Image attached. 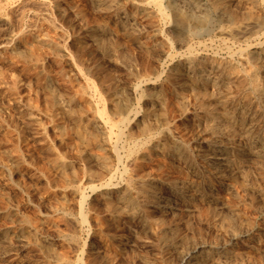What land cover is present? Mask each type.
<instances>
[{"label": "rangeland", "instance_id": "obj_1", "mask_svg": "<svg viewBox=\"0 0 264 264\" xmlns=\"http://www.w3.org/2000/svg\"><path fill=\"white\" fill-rule=\"evenodd\" d=\"M42 1L0 0V264H229L216 253L246 246L237 264H264V0H224L225 15L213 0ZM173 8L205 12L201 30H178Z\"/></svg>", "mask_w": 264, "mask_h": 264}, {"label": "bare ground", "instance_id": "obj_2", "mask_svg": "<svg viewBox=\"0 0 264 264\" xmlns=\"http://www.w3.org/2000/svg\"><path fill=\"white\" fill-rule=\"evenodd\" d=\"M3 1H5V0H3ZM31 1H33V0H31ZM59 1H60V0H59ZM103 1H104V0H103ZM105 1H106V0H105ZM123 1H124V0H123ZM152 1L158 2V0H152ZM163 1H164V0H163ZM166 1H167V0H166ZM175 1H176V0H175ZM204 1H205V0H204ZM34 2H35V1H34ZM39 2H40V1H39ZM41 2H43V1L41 0ZM62 2H63V1H62ZM71 2H72V1H71ZM99 2H100V1H99ZM116 2H117V1H116ZM121 2H122V0H121ZM126 2H127V1H126ZM136 2H137V1H136ZM159 2H160V1H159ZM168 2H169V1H168ZM178 2H179V1H178ZM4 3H5V2H4ZM43 3H44V2H43ZM46 3H47V2H46ZM54 3H55V2H54ZM63 3H65V2H63ZM67 3H68V2H67ZM117 3H118V2H117ZM122 3H123V2H122ZM122 3H121V4H122ZM124 3H125V1H124ZM140 3H141V2H140ZM140 3H139V4H140ZM146 3H147V2H146ZM160 3H161V2H160ZM207 3H208V2H207ZM250 3H251V2H250ZM7 4H9V3L7 2ZM38 4H39V3H38ZM41 4H42V3H41ZM47 4H48V3H47ZM69 4H70V3H69ZM119 4H120V3H119ZM121 4H120V5H121ZM179 4H180V3H179ZM181 4H182V6H183L184 3H181ZM190 4H191V3H190ZM192 4H193V3H192ZM98 5H99V4H98ZM103 5H104V4H103ZM154 5H156V4H154ZM154 5H153V6H154ZM160 5H161V4H160ZM201 5H202V4H201ZM203 5H204V4H203ZM211 5L213 6L214 9L217 10V12L219 11L220 13H222V14H224V15L227 14V12H228V11H226V5H225V3H224V0H213V1H211ZM227 5L229 6V3H228ZM252 5H253V4H252ZM39 6H40V5H39ZM43 6H45V5H42V6H41L42 9L44 8ZM60 6H61V5H60ZM67 6H68V5H67ZM75 6H76V5H75ZM100 6H101V5H100ZM113 6H115V4H114ZM116 6H117V5H116ZM135 6H136V5H135ZM191 6H192V5H191ZM0 7H1V6H0ZM56 7H57V6H56ZM68 7H70V6H68ZM98 7H99V6H98ZM103 7H104V6H103ZM108 7H109V6H108ZM162 7H163V6H162ZM201 7H202V6H201ZM241 7H242V6H241ZM245 7L247 8V6H245ZM245 7H243V9H244ZM2 8H3V7H2ZM2 8H1V9H2ZM17 8H19V7H17ZM21 8H22V7H21ZM54 8H55V7H54ZM70 8H71V7H70ZM149 8H150V7H149ZM180 8H181V7H180ZM193 8H194V7H193ZM230 8H231V7H230ZM47 9H48V8H47ZM50 9H51V8H50ZM55 9H56V8H55ZM64 9H65V8H64ZM64 9H63V12H64ZM103 9H104V8H103ZM111 9H112V8H111ZM132 9H133V8H132ZM156 9H157V8H156ZM163 9H164V8H163ZM184 9H185V8H184ZM214 9H213V10H214ZM256 9H257V8H256ZM61 10H62V9H61ZM61 10H60V12H61ZM65 10H67V9H65ZM69 10H70V9H69ZM74 10H75V7H74ZM159 10H162V9H159ZM191 10L193 11V9H191ZM199 10H200V9H199ZM233 10H234V9H233ZM21 11H22V10H21ZM49 11H50V10H49ZM49 11H48V12H49ZM118 11H119V9H118ZM123 11H124V10H123ZM153 11H154V10H153ZM209 11H210V10H209ZM246 11H247V10H246ZM248 11H249V10H248ZM14 12L16 13V11H14ZM14 12H13V13H14ZM17 12H18V11H17ZM22 12H23V11H22ZM46 12H47V11H46ZM48 12H47V13H48ZM53 12H54V11H53ZM53 12H52V13H53ZM134 12H135V11H134ZM137 12H138V11H137ZM137 12H136V13H137ZM141 12H142V11H141ZM148 12H149V11H148ZM159 12H161V11H159ZM163 12H164V11H163ZM193 12H194V13L190 12V10H189V12H184V11H181V10H179V9H177V8H173V13H174V17H175L174 20L176 21V25H177L178 30H183L185 27L188 26V23H190V22L193 23V24H191V25H192V27H191V30H192V31H197V30H199V29L201 28V25L203 24V22H204V20H205V16L203 15L205 12H204L203 14H198V15L195 14V13H196L195 11H193ZM202 12H203V11H202ZM230 12H232V11H230ZM0 13H1V12H0ZM49 13H50V12H49ZM73 13H74V11H73ZM157 13H158V12H157ZM197 13H198V10H197ZM237 13H238V12H237ZM65 14H66V13H65ZM76 14H77V13H76ZM114 14H115V13H114ZM127 14H128V13H127ZM130 14H131V12H130ZM218 14H219V13H218ZM15 15H16V14H15ZM31 15H32V14H31ZM43 15H44V14H43ZM47 15H48V14H47ZM73 15H74V14H73ZM118 15H119V14H118ZM123 15H124V14H123ZM131 15H132V14H131ZM143 15H144V14H143ZM143 15H142V16H143ZM167 15H168V14H167ZM220 15H221V14H220ZM49 16H50V14H49ZM49 16H48V17H49ZM77 16H78V14H77ZM159 16H160V15H159ZM161 16H162V15H161ZM218 16H219V15H218ZM253 16H254V15H253ZM261 16H262V18H263V15H261ZM19 17H20V16H19ZM19 17H18V18H19ZM54 17H55V16H54ZM127 17H128V16H127ZM130 17H131V16H130ZM143 17H144V16H143ZM154 17H155V16H154ZM212 17H213V16H212ZM224 17H225V16H224ZM233 17H234V16H233ZM33 18H34V17H33ZM41 18H42V17H41ZM80 18H81V17H80ZM150 18H151V17H150ZM161 18H162V17H161ZM227 18H228V17H227ZM229 18H230V17H229ZM248 18H249V17H248ZM3 19H4V18H3ZM129 19H130V18H128V20H129ZM132 19H133V18H132ZM162 19H163V18H162ZM160 20H161V19H160ZM211 20H212V19H211ZM215 20H216V19H215ZM2 21H3V20H2ZM50 21H51V20H50ZM121 21H122V20H121ZM150 21H151V20H150ZM158 21H159V20H158ZM226 21H227V20H226ZM258 21H259V20H258ZM258 21H257V22H258ZM5 22H6V21H5ZM17 22H18V19H17ZM33 22H34V20H33ZM35 22H36V20H35ZM40 22H41V21H40ZM82 22H83V21H82ZM151 22H152V21H151ZM260 22H261V20H260ZM7 23H8V22H7ZM173 23H174V22H173ZM251 23H253V22H251ZM3 24H4V22H3ZM37 24H38V23H37ZM121 24H123V23H121ZM170 24H171V23H170ZM208 24H209V23H208ZM222 24H223V23H222ZM222 24H220L219 26H221ZM227 24H228V23H227ZM245 24H246V25H245ZM245 24H244V25L247 27V25L250 24V20L247 21ZM12 25H13V24H12ZM118 25H120V24H118ZM233 25H234V24H233ZM238 25H239V24H238ZM255 25L258 26L259 23H258V24L255 23ZM263 25H264V24H263ZM39 26H40V25H39ZM55 26H56V25H55ZM55 26H54V27H55ZM81 26L83 27V25H81ZM120 26H121V25H120ZM222 26H224V25H222ZM242 26H243V25H242ZM19 27H20V26H19ZM34 27H35V26H34ZM40 27H41V26H40ZM43 27H44V26H43ZM207 27H208V26H207ZM243 27H244V26H243ZM249 27H250V26H249ZM251 27H252V26H251ZM253 27L256 28L255 26H253ZM8 28H9V27H8ZM80 28H81V27H80ZM156 28H157V27H156ZM221 28H222V27H221ZM221 28H219V29H221ZM226 28H228V27H226ZM263 28H264V27H263ZM21 29H22V27H21ZM37 29H38V28H37ZM41 29H42V28H41ZM152 29H153V28H152ZM154 29H155V28H154ZM170 29H171V27H170ZM233 29H235V28H233ZM248 29H249V28H248ZM250 29H251V28H250ZM7 30H8V29H7ZM7 30H6V31H7ZM16 30H17V29H16ZM155 30H156V29H155ZM155 30H154V32H155ZM172 30H173V29H172ZM200 30H201V29H200ZM243 30H244V29H243ZM246 30H247V29H246ZM32 31H33V30H32ZM42 31H44V30H42ZM233 31H235V30H233ZM238 31H239V30H238ZM247 31H248V30H247ZM249 31H250V30H249ZM249 31H248V32H249ZM260 31H261V30H260ZM263 31H264V29H263ZM2 32H4V31H2ZM17 32H18V31H17ZM40 32H41V31H40ZM59 32H60V31H59ZM158 32H159V31H158ZM174 32H177V31H174ZM198 32H199V31H198ZM219 32H220V31L218 30V33H219ZM230 32H231V31H230ZM235 32H237V31H235ZM251 32H252V29H251ZM19 33H20V32H19ZM19 33H18V34H19ZM52 33H53V32H52ZM52 33H51V34H52ZM222 33H224V32H222ZM237 33H238V32H237ZM240 33H243L242 30H241V32L239 31V34H240ZM262 33H263V32H262ZM15 34H17V33H14L13 35H15ZM47 34H48V33H47ZM47 34H46V35H47ZM190 34H191V33H190ZM219 34H220V33H219ZM224 34H225V33H224ZM226 34H227V33H226ZM235 34H236V33H235ZM243 34H244V33H243ZM44 35H45V34H44ZM57 35H59V34H57ZM221 35H222V34H221ZM237 35H238V34H237ZM257 35H258V33H257ZM32 36H33V35H32ZM39 36H40V35H39ZM42 36H43V35H42ZM50 36H51V35H50ZM157 36H159V35H157ZM162 36H165V35H162ZM240 36H242V34H240ZM252 36H253V35H252ZM258 36H259V35H258ZM18 37H19V36H18ZM25 37H26V36H25ZM36 37H38V36H36ZM36 37H35V39H36ZM94 37H95V36H94ZM96 37H97V36H96ZM185 37H186V36H185ZM236 37H237V36H236ZM8 38H9V37H8ZM8 38H7V39H8ZM50 38H51V37H50ZM50 38H49V39H50ZM92 38H93V37H92ZM19 39H20V38H19ZM49 39H48V40H49ZM97 39H98V38H97ZM161 39H162V38H161ZM177 39H178V38H177ZM180 39H181V38H180ZM186 39H187V37H186ZM190 39H191V38H190ZM40 40H41V39H40ZM95 40H96V39H95ZM187 40H188V39H187ZM8 41H9V40H8ZM32 41H33V40H32ZM42 41H43V40H42ZM46 41H47V40H46ZM52 41H54V40H52ZM52 41H51V42H52ZM56 41H57V40H56ZM163 41H164V40H163ZM182 41H183V40H182ZM256 41H257V40H256ZM258 41H261V40H258ZM6 42H7V41H6ZM26 42H27V41H26ZM39 42H40V41H39ZM48 42H49V41H48ZM85 42H86V41H85ZM90 42H91V41H90ZM183 42H184V41H183ZM261 42H262V41H261ZM261 42H258V43H261ZM7 43H8V42H7ZM10 43H11V42H10ZM10 43H9V44H10ZM31 43H33V42H31ZM52 43H53V42H52ZM61 43H62V42H61ZM83 43H84V42H83ZM0 44H2V43L0 42ZM26 44H27V43H26ZM43 44H44V43H43ZM87 44H88V42H87ZM96 44H99V43H96ZM187 44H188V43H187ZM3 45H4V44H3ZM6 45H7V44H6ZM11 45H12V44H11ZM27 45H28V44H27ZM52 45H53V44H52ZM55 45H56V44H55ZM62 45H64V44H62ZM100 45H101V44H100ZM45 46H46V45H45ZM45 46H44V47H45ZM47 46H48V45H47ZM65 46H66V45H64V47H65ZM78 46H79V45H77V47H78ZM84 46H85V45H84ZM246 46H248V45H246ZM246 46H245V47H246ZM259 46H260V45H259ZM48 47H51V46H48ZM62 47H63V46H62ZM64 47H63V48H64ZM245 47H244V48H245ZM13 48H14V47H13ZM28 48H29V47H28ZM37 48H38V47H37ZM52 48H53V47H52ZM52 48H50V49L53 50ZM63 48H62V49H63ZM86 48H87V47H86ZM188 48H189V47H188ZM242 48H243V47H242ZM60 49H61V48H60ZM77 49H78V48H77ZM79 49H80V48H79ZM245 49H246V48H245ZM7 50H8V49H7ZM14 50H15V49H14ZM14 50H13V51H14ZM17 50H18V48H17ZM57 50L59 51V49H57ZM57 50H55L54 52H56ZM82 50H85V49H82ZM242 50H243V49H242ZM242 50H241V51H242ZM252 50H253V49H252ZM256 50H257V49H256ZM64 51H66V50H64ZM85 51H86V50H85ZM85 51H84V52H85ZM246 51H248V50H246ZM22 52H24V51H22ZM59 52H60V51H59ZM61 52H62V51H61ZM78 52H79V51H78ZM81 52H82V51H81ZM258 52H259V51H258ZM12 53H13V52H12ZM52 53H53V52H52ZM56 53H57V52H56ZM64 53H66V52H64ZM193 53H194V52H193ZM193 53L190 52V54H193ZM259 53H261V52H259ZM15 54H16V53H15ZM22 54H23V53H22ZM48 54H49V53H48ZM59 54H60V53H59ZM61 54H62V53H61ZM61 54H60V55H61ZM68 54H69V53H68ZM12 55H13V54H12ZM18 55H19V54H18ZM188 55H189V54H188ZM197 55H198V54H197ZM204 55H205V54H204ZM204 55L202 54L203 57H204ZM244 55H245V53H244ZM262 55H264V54H262ZM4 56H5V54H4ZM63 56H64V54H63ZM78 56H79V55H78ZM206 56H207V55H206ZM8 57H9V56H8ZM18 57H19V56H18ZM60 57H61V56H60ZM60 57H59V58H60ZM192 57H193V56H192ZM207 57H208V56H207ZM245 57H246V56H245ZM260 57H261V56H260ZM57 58H58V57H57ZM67 58H68V57H67ZM242 58H243V57H242ZM242 58H241V59H242ZM261 58H262V57H261ZM263 58H264V57H263ZM70 59H71V58H70ZM73 59H74V58H73ZM87 59H88V58H87ZM193 59H194V58H193ZM201 59H202V58H201ZM201 59H200V60H201ZM209 60H210V58H209ZM73 61H74V60H73ZM82 61H83V60H82ZM85 61H86V60H85ZM187 61H188V60H187ZM201 61H202V60H201ZM238 61H239V60H238ZM11 62H12V61H11ZM194 62H195V61H194ZM206 62H207V61H206ZM218 62H219V61H218ZM222 62H223V61H222ZM225 62L227 63L228 61L225 60ZM255 62H257V60H255ZM258 62H259V60H258ZM86 63H88V62H86ZM190 63H191V62H190ZM207 63H209V62H207ZM233 63H236V62H233ZM237 63H238V62H237ZM182 64H183V63H182ZM182 64H181V65H182ZM210 64H211V63H210ZM219 64H220V63H219ZM219 64H218V65H219ZM243 64H244V63H243ZM256 64H258V63H256ZM192 65H193V64H192ZM201 65H202V64H201ZM231 65H232V64H231ZM251 65H253V64H251ZM258 65H259V64H258ZM12 66H13V65H12ZM186 66H187V65H186ZM212 66H215V65H212ZM220 66H221V65H220ZM244 66H245V65H244ZM247 66H248V65H247ZM247 66H246V67H247ZM253 66H255V65H253ZM262 66H263V65H262ZM262 66H261V67H262ZM8 67H9V66H8ZM231 67H232V66H231ZM241 67H242V66H241ZM212 68H213V67H212ZM247 68H249V67H247ZM256 68H257V67H256ZM13 69H14V68H13ZM214 69H215V68H214ZM216 69H217V68H216ZM219 69H220V68H219ZM222 69H223V68H222ZM222 69H221V70H222ZM229 69H230V67H229ZM263 69H264V68H263ZM59 70H60V69H59ZM59 70H58V71H59ZM191 70H193V68H192ZM206 70H207V69H206ZM221 70H219V71H221ZM250 70H251V69H250ZM250 70H248V71H250ZM238 71H239V70H238ZM259 71H260V70H259ZM261 71H262V70H261ZM195 72H196V71H195ZM198 72H199V71H198ZM206 72H207V71H206ZM222 72H223V71H222ZM227 72H229V71H227ZM245 72H247V71H245ZM250 72H251V71H250ZM256 72H258V71H256ZM201 73H202V72H201ZM225 73H226V72H225ZM192 74H193V71H192ZM207 74H208V73H207ZM219 74H220V73H219ZM235 74H236V73H235ZM182 75H183V74H182ZM204 75H205V74H204ZM236 75H237V74H236ZM243 75H244V74H243ZM190 76H191V74H190ZM213 76H214V75H213ZM223 76H224V75H223ZM228 76H229V75H228ZM247 76H248V75H247ZM251 76H252V75H251ZM251 76H250V77H251ZM185 77H186V76H185ZM210 77H211V76H209V78H210ZM242 77H243V76H242ZM189 78H190V77H188L187 79H189ZM192 78H193V77H192ZM199 78H200V77H199ZM202 78H203V77H202ZM204 78H205V77H204ZM214 78H215V77H214ZM222 78H223V77H222ZM228 78H229V77H228ZM193 79H194V78H193ZM195 79H196V78H195ZM197 79H198V78H197ZM257 79H258V78H257ZM206 80H207V79H206ZM227 80H228V79H227ZM227 80H226V81H227ZM258 80H259V79H258ZM258 80H256V78H254L253 81H252L253 86H254V88H256V89H259V87H258ZM183 81H184V80H183ZM245 81H246V80H245ZM262 81H263V80H262ZM249 82H250V81H249ZM167 83H168V82H167ZM191 83H192V82H191ZM205 83H206V82H205ZM205 83H204V84H205ZM210 83H211V82H210ZM215 83H216V81H215ZM234 83H235V81H234ZM263 83H264V81H263ZM177 84H178V83H177ZM179 84H180V83H179ZM182 84H183V83H182ZM187 84H188V83H187ZM196 84H197V83H196ZM199 84H200V83H199ZM220 84H221V83H220ZM223 84H224V83H222V85H223ZM48 85H49V84H48ZM50 85H51V84H50ZM209 85H210V84H209ZM212 85H213V84H212ZM243 85H244V84H243ZM176 86H177V85H176ZM176 86H175V87H176ZM192 86H194V85H192ZM218 86H219V85H218ZM239 86H240V85H239ZM246 86H247V85H246ZM251 86H252V85H251ZM260 86H262V85H260ZM48 87H49V86H48ZM205 87H206V86H205ZM210 87H211V85H210ZM220 87H221V86H220ZM237 87H238V86H237ZM237 87H236V88H237ZM189 88H190V87H189ZM198 88H199V87H198ZM198 88H197V89H198ZM202 88H203V87H202ZM207 88H208V87H207ZM223 88H224V87H223ZM225 88H227V87H225ZM230 88H231V87H230ZM49 89H50V88H49ZM216 89H217V88H216ZM216 89H215V90H216ZM241 89H243V88H241ZM245 89H246V88H245ZM252 89H253V88H252ZM54 90H55V89H54ZM179 90H180V89H179ZM190 90H191V89H190ZM190 90H189L188 92H190ZM195 90H196V89H195ZM199 90H200V89H199ZM205 90H206V89H205ZM224 90H225V89H224ZM250 90H251V88H250ZM201 91L203 92L204 90L201 89L200 92H201ZM221 91H222V90H221ZM230 91H231V90H230ZM246 91H247V90H246ZM254 91H255V90H254ZM262 91H263V90H262ZM179 92H180V91H179ZM188 92H187V93H188ZM191 92H192V90H191ZM212 92H213V91H212ZM231 92H232V91H231ZM241 92H242V91H241ZM241 92H240V93H241ZM244 92H245V91H244ZM196 93H197V92H196ZM210 93H211V92H210ZM159 94H160V91H159ZM180 94H181V93H180ZM180 94H178V95H180ZM202 94H203V93H202ZM230 94H232V93H230ZM230 94H229V96H230ZM248 94H250V93H248ZM168 95H169V93H168ZM184 95H186V94L183 93V96H184ZM187 95H188V94H187ZM194 95H195V94H194ZM196 95H197V94H196ZM223 95H225V94H223ZM250 95H251V94H250ZM261 95H262V93H261ZM163 96H164V95H163ZM180 96H181V95H180ZM48 97L50 98V96H48ZM177 97H178V96H177ZM191 97H192V96H190V98H191ZM196 97H197V96H196ZM205 97H206V96H205ZM238 97H239V96H238ZM258 97H259V96H258ZM102 98H103V97H102ZM153 98H154V97H153ZM168 98H169V97H168ZM179 98H180V97H178V99H179ZM181 98H182V97H181ZM228 98H229V97H228ZM240 98H241V97H240ZM255 98H256V97H255ZM60 99H61V98H60ZM86 99H87V98H86ZM164 99L166 100V98H164ZM186 99H188V98H186ZM186 99H185V100H186ZM200 99H201V98H200ZM204 99H205V98H204ZM252 99H253V98H252ZM262 99H263V98H262ZM262 99H261V100H262ZM8 100H9V99H8ZM58 100H59V99H58ZM72 100H73V99H72ZM160 100H161V99H160ZM185 100H184V101H185ZM201 100H202V99H201ZM205 100H206V99H205ZM225 100H226V99H225ZM230 100H231V99H230ZM232 100H233V99H232ZM241 100H242V98H241ZM250 100H251V99H250ZM261 100L259 101L260 103L262 102ZM51 101H52V100H51ZM179 101H180V100H179ZM181 101L183 102V100H181ZM199 101H200V100H199ZM199 101H197V102H199ZM202 101H203V100H202ZM236 101H237V100H236ZM3 102H4V101H3ZM9 102H10V101H9ZM54 102H55V101H54ZM54 102H52V103H54ZM56 102H57V101H56ZM86 102H87V101H86ZM187 102H188V101H187ZM191 102H192V101H191ZM197 102H196V104H198ZM222 102H223V101H222ZM245 102H246V101H245ZM255 102H256V101H255ZM46 103H47V102H46ZM156 103H157V102H156ZM162 103H163V102H162ZM180 103H181V102H180ZM199 103H200V102H199ZM205 103H208V102H205ZM205 103H204V104H205ZM241 103H242V102H241ZM49 104H50V103H49ZM115 104H116V103H115ZM170 104H171V103H170ZM190 104H191V103H189V106H190ZM232 104H233V103H232ZM246 104H247V103H246ZM19 105H20V104H19ZM52 105H53V104H52ZM54 105H55V104H54ZM153 105H154V103H153ZM159 105H160V104H159ZM179 105H180V104H179ZM185 105H188V103H187V104L185 103ZM193 105H194V104H193ZM201 105H202V104H201ZM201 105H200V106H201ZM247 105H248V104H247ZM62 106H63V105H62ZM64 106H65V105H64ZM114 106H115V105H114ZM180 106H181V105H180ZM182 106H184V105L182 104ZM196 106H197V105H196ZM202 106H203V105H202ZM208 106H209V105H208ZM225 106H226V105H225ZM234 106H235V105H234ZM242 106H243V105H242ZM242 106H241V107H242ZM258 106H259V105H258ZM13 107H14V106H13ZM103 107L105 108V106H103ZM116 107H117V106H116ZM122 107H123V106H122ZM158 107H159V106H158ZM206 107H207V105H206ZM209 107H210V106H209ZM232 107H233V106H232ZM243 107H244V106H243ZM243 107H242V108H243ZM245 107H246V106H245ZM69 108H71V107H69ZM110 108H112V107H110ZM117 108H118V107H117ZM153 108H154V107H153ZM165 108H166V107H165ZM191 108H192V107H191ZM191 108H190V109H191ZM193 108H194V107H193ZM197 108H198V107H197ZM201 108H202V107H201ZM203 108H204V107H203ZM262 108H264V105H263ZM64 109H65V108H64ZM101 109H102V108H101ZM178 109H180V108H178ZM199 109H200V107H199ZM204 109H205V108H204ZM224 109H225V108H224ZM236 109H237V108H236ZM245 109H246V108H245ZM245 109H244V110H245ZM56 110H57V109H56ZM72 110H73V109H72ZM72 110H69V111H72ZM76 110H77V109H76ZM76 110H75V111H76ZM97 110L99 111L100 109H97ZM97 110H96V111H97ZM104 110H105V109H104ZM109 110L112 111V109H109ZM171 110L173 111L174 109H171ZM187 110H188V109H187ZM210 110L212 111L211 108H210ZM210 110H209V111H210ZM213 110H214V109H213ZM229 110H230V109H229ZM242 110H243V109H242ZM260 110H261V109H260ZM260 110H259V111H260ZM50 111H51V110H50ZM53 111H54V110H53ZM113 111H114V110H113ZM123 111H124V110H123ZM155 111H156V110H155ZM214 111H215V110H214ZM224 111H225V110H224ZM233 111H234V110H233ZM240 111H241V110H240ZM240 111H239V112H240ZM257 111H258V110H257ZM72 112H73V111H72ZM156 112H157V111H156ZM205 112H206V111H205ZM212 112H213V111H212ZM243 112H244V111H243ZM247 112H248V111H247ZM247 112H246V113H247ZM255 112H256V111H255ZM262 112H264V111H262ZM63 113H64V111H63ZM67 113H68V112H67ZM195 113H196V112H195ZM217 113H218V112H217ZM221 113H222V112H221ZM221 113H220V114H221ZM73 114H74V113H73ZM97 114H98V113H97ZM109 114H110V113H109ZM116 114H117V113H116ZM116 114H115V115H116ZM126 114L128 115L129 113H126ZM154 114H155V113H154ZM158 114H160V113H158ZM174 114H175V113H174ZM180 114H181V113H180ZM193 114H194V113H193ZM206 114H207V113H206ZM211 114H213V113H211ZM218 114H219V113H218ZM226 114H228V113H226ZM226 114H225V115H226ZM241 114H242V112H241ZM244 114H245V113H244ZM244 114H243V115H244ZM62 115H63V114H62ZM62 115H61V117H62ZM100 115L103 116V112H102V111L100 112ZM106 115H107V113H106ZM151 115H152V114H151ZM162 115H163V114H162ZM162 115H161V116H162ZM200 115H201V114H200ZM225 115H224V116H225ZM239 115H240V114H239ZM49 116H51V115L49 114ZM53 116H54V115H52V117H53ZM75 116H76V115H75ZM78 116H79V115H78ZM98 116H99V115H98ZM121 116H123V115H121ZM197 116H198V115H197ZM217 116H218V115H217ZM226 116H227V115H226ZM52 117H50V119H51ZM61 117H60V118H61ZM76 117H77V116H76ZM112 117H114V116H112ZM127 117H128V116H127ZM153 117H155V115H154ZM157 117H158V116H157ZM206 117H207V116H206ZM208 117H209V116H208ZM212 117H213V116H212ZM219 117H220V115H219ZM219 117H217V118L219 119ZM93 118H94V117H93ZM99 118H100V116H99ZM173 118H174V117H173ZM202 118H203V117H202ZM202 118H201V119H202ZM215 118H216V117H215ZM217 118H216V119H217ZM220 118H221V117H220ZM63 119H64V118H63ZM101 119H102V118H101ZM112 119H113V118H112ZM112 119H109V117H108V120H112ZM119 119H120V117H119ZM160 119H161V117H160ZM204 119H206V118H204ZM207 119H208V118H207ZM207 119H206V120H207ZM221 119H222V118H221ZM239 119H240V118H239ZM108 120H107V121H108ZM121 120H122V119H121ZM124 120H125V119H124ZM126 120H127V118H126ZM213 120H214V119H213ZM222 120H223V119H222ZM249 120H250V119H249ZM102 121H104V119H102ZM102 121H101V122H102ZM107 121H104L105 123L103 122L102 124H106ZM171 121H172V120H171ZM217 121H218V120H216V122H217ZM227 121H228V120H227ZM237 121H238V120H237ZM56 122H57V120H56ZM210 122H211V121H210ZM220 122H221V121H220ZM228 122H229V121H228ZM230 122H231V121H230ZM248 122H249V121H248ZM250 122H251V121H250ZM107 123H108V122H107ZM111 123H113V122H111ZM115 123H116V122H115ZM118 123H119V122H118ZM232 123H233V122H232ZM113 124H114V123H113ZM126 124H128V123H126ZM142 124H143V123H142ZM149 124H150V123H149ZM169 124H170V123H169ZM215 124H216V123H215ZM223 124H224V123H223ZM223 124H222V125H223ZM240 124H241V123H239V125H240ZM55 125H56V123H55ZM84 125H85V124H84ZM109 125H110V124H109ZM118 125H119V124H118ZM123 125H124V124H123ZM138 125H139V123H138ZM140 125H141V124H140ZM147 125H148V124H147ZM219 125H220V123H219ZM219 125H218V127H219ZM229 125H230V124H229ZM247 125H248V124H247ZM57 126H58V125H57ZM107 126H108V125H107ZM112 126H114V125H112ZM116 126H117V125H116ZM162 126H163V125H162ZM165 126H166V125H165ZM211 126H212V125H211ZM227 126H228V125H227ZM230 126H233V124L230 125ZM242 126H243V125H242ZM252 126H253V125H252ZM97 127H98V126H96V128H97ZM102 127H103V126H102ZM110 127H111V126H110ZM110 127H109V128H110ZM123 127H125V126H123ZM140 127H141V126H140ZM168 127H169V126H168ZM207 127H208V126H207ZM216 127H217V126H216ZM216 127H215V129H216ZM54 128H55V126H54ZM79 128H80V127H79ZM82 128H83V127H82ZM94 128H95V127H94ZM94 128H91V129L93 130ZM116 128H117V127H116ZM118 128H119V127H118ZM142 128H143V127H142ZM150 128H151V127H150ZM160 128H161V127H160ZM166 128H167V127H166ZM212 128H213V127H212ZM221 128H222V129H221ZM221 128H220V129H221V131H222V130H223V127H221ZM248 128H249V127H248ZM248 128H247V129H248ZM52 129H53V128H52ZM105 129H106V128H105ZM121 129H123V128H121ZM209 129H210V128H209ZM228 129H229V128H228ZM251 129H252V128H251ZM87 130H88V128H87ZM96 130H97V129H96ZM96 130H95V131H96ZM107 130H109V129H107ZM157 130H158V129H157ZM254 130H255V129H254ZM109 131H111V130H109ZM109 131H108V132H109ZM119 131H120V130H119ZM167 131H169V130H167ZM212 131H213V130H212ZM212 131L210 130V132H212ZM225 131H226V130H225ZM247 131H248V130H247ZM78 132H79V131H78ZM88 132H89V131H88ZM88 132H87V133H88ZM102 132H104V131H102ZM102 132H101V133H102ZM158 132H159V131H158ZM219 132H220V131H219ZM87 133H86V136H87ZM91 133L94 134V131H93V132L91 131ZM97 133H98V132H97ZM104 133H105V132H104ZM109 133H110V132H109ZM109 133H108V134H109ZM127 133H128V132H127ZM143 133H144V132H143ZM152 133H154V132H152ZM152 133H150V134H152ZM156 133H157V132H156ZM166 133H167V132H166ZM213 133H214V132H213ZM229 133H232V131H231V132L228 131V134H229ZM244 133H245V132H244ZM121 134H123V133L121 132ZM121 134H120V135H121ZM157 134H158V133H157ZM164 134H165V133H164ZM173 134H174V133H173ZM214 134H217V133H214ZM218 134H219V133H218ZM222 134H223V133H222ZM224 134H225V133H224ZM226 134H227V133H226ZM228 134H227V135H228ZM250 134H251V133H250ZM250 134L248 133V134H246V135H250ZM258 134H259V133H258ZM260 134H263V133H260ZM80 135H81V134H80ZM95 135H96V133H95ZM98 135H99V134H98ZM109 135H111V133H110ZM116 135H117V134H115V137H117ZM145 135H146V134H145ZM231 135H232V134H231ZM82 136H83V133H82ZM88 136H89V134H88ZM88 136H87V137H88ZM104 136H105V135H104ZM111 136H112V135H111ZM149 136H150V135H149ZM153 136H154V134H153ZM168 136H169V135H168ZM217 136H218V135H217ZM229 136H230V135H229ZM96 137H97V135H96ZM107 137L109 138V136H107ZM146 137H147V136H146ZM156 137H157V136H156ZM261 137H262V136H261ZM92 138H93V137H92ZM98 138H99V137H98ZM98 138H97V139H98ZM119 138H120V137H119ZM119 138H118V139H119ZM141 138H142V137H141ZM169 138H170V137H169ZM243 138H245V136H243ZM247 138H249V137H247ZM86 139L88 140V138H86ZM102 139H103V138H102ZM109 139L111 140V138H109ZM112 139H113V138H112ZM118 139H115V140H118ZM212 139H213V138H211V141H212ZM217 139H218V138H217ZM224 139H226V138H224ZM229 139H230V138H229ZM249 139H250V138H249ZM253 139H254V138H253ZM256 139H257V138H256ZM259 139H260V136H259ZM91 140H92V139H91ZM103 140H104V139H103ZM103 140H102V141H103ZM107 140H108V139H107ZM115 140H114V142H115ZM122 140H123V139H122ZM132 140H133V139H132ZM134 140H135V139H134ZM140 140H141V139H140ZM150 140H151V139H150ZM163 140H164V139H163ZM179 140H180V139H179ZM231 140H232V139H231ZM233 140H234V139H233ZM254 140H255V139H254ZM96 141H97V140H96ZM98 141H99V140H98ZM105 141H106V140H105ZM153 141H154V140H153ZM160 141H161V140H160ZM165 141H166V140H165ZM165 141H164V142H165ZM176 141H177V140H176ZM214 141H215V140H214ZM224 141H225V140H224ZM234 141H235V140H234ZM252 141H253V140H252ZM119 142H120V141H119ZM127 142H128V141H127ZM134 142H135V141H134ZM139 142H140V141H139ZM144 142H145V141L143 140L142 143H144ZM147 142H148V141H147ZM164 142H163V144H164ZM208 142L210 143V141H208ZM222 142H223V138H222L221 144H222ZM227 142H228V141H227ZM244 142H245V141H244ZM253 142H254V141H253ZM258 142H259V141H258ZM92 143H93V141H92ZM102 143H103V142H102ZM107 143H108V141H107ZM160 143H161V142H160ZM178 143H179V142H178ZM181 143H183V142H181ZM212 143H213V141H212ZM254 143H255V142H254ZM254 143H253V144H254ZM115 144H116V143H115ZM115 144H114V145H115ZM130 144H131V143H130ZM133 144H134V143H133ZM133 144H132V145H133ZM136 144H137V143H136ZM139 144H140V143H139ZM155 144H156V143H155ZM155 144H154V145H155ZM157 144H158V143H157ZM161 144H162V143H161ZM183 144H184V143H183ZM225 144H226V143H225ZM259 144H260V142H259ZM47 145H48V144H47ZM114 145H113V146H114ZM126 145H127V144H126ZM126 145H125V146H126ZM180 145H181V144H180ZM227 145H228V143H227ZM229 145H230V144H229ZM229 145H228V146H229ZM248 145H249V144H248ZM54 146H55V145H54ZM102 146H103V145H102ZM102 146H101V147H102ZM120 146H121V145H120ZM133 146H135V145H133ZM137 146H139V145H137ZM171 146H172V145H171ZM178 146H179V145H178ZM185 146H187V145H185ZM208 146H211V145H208ZM215 146H216V145H215ZM244 146H245V145H244ZM249 146H250V145H249ZM252 146H253V145H252ZM256 146H257V145H256ZM263 146H264V145H263ZM131 147H132V146H131ZM217 147H218V146H217ZM229 147H230V146H229ZM250 147H251V146H250ZM257 147H258V146H257ZM98 148H99V147H98ZM115 148H116V149H114V147H113L112 149H113V150H117V147H115ZM141 148H142V147H141ZM157 148H158V147H157ZM162 148H163V147H162ZM220 148H221V147H220ZM223 148H224V147H223ZM233 148H234V147H233ZM123 149H124V148H123ZM127 149H128V148H127ZM142 149H143V148H142ZM152 149H153V148H152ZM158 149H159V148H158ZM187 149H188V148H187ZM229 149H230V148H229ZM236 149H237V148H236ZM236 149H235V151H236ZM244 149H245V148H244ZM244 149H243V150H244ZM249 149H250V148H249ZM253 149H254V148H253ZM113 150H112V151H113ZM132 150H133V148H132ZM169 150H171V149H169ZM169 150H168V151H169ZM178 150H179V149H178ZM184 150H185V149H184ZM241 150H242V149H241ZM258 150H259V149H258ZM261 150H262V149H261ZM59 151H60V150H59ZM117 151H119V150H117ZM117 151H116V155H117ZM124 151H125V150H124ZM149 151H150V150H149ZM155 151H156V150H155ZM158 151H159V150H158ZM163 151H164V150H163ZM165 151H166V150H165ZM168 151H167V152H168ZM173 151H174V150H173ZM175 151H176V150H175ZM218 151H219V150H218ZM228 151H229V150H228ZM113 152H114V151H113ZM130 152H132V151H130ZM150 152H151V151H150ZM183 152H184V151H183ZM186 152H187V151H186ZM219 152H220V151H219ZM229 152H230V151H229ZM229 152H228V153H229ZM233 152H234V150H233ZM259 152H260V151H259ZM263 152H264V151H263ZM114 153H115V152H114ZM156 153H157V152H156ZM160 153H161V152H160ZM220 153H221V152H220ZM226 153H227V152H226ZM118 154H119V153H118ZM165 154H166V153H165ZM175 154H176V153H175ZM175 154H174V155H175ZM182 154H183V153H182ZM182 154H181V155H182ZM223 154H224V153H222L221 155H223ZM233 154H234V153H233ZM235 154H237V153H235ZM263 154H264V153H263ZM98 155H101V153L98 154ZM102 155H103V154H102ZM131 155H133V154H131ZM139 155H140V154H139ZM183 155H184V154H183ZM183 155H182V156H183ZM224 155H225V154H224ZM255 155H256V154H255ZM257 155H258V154H257ZM53 156H54V155H53ZM56 156H58V155L56 154ZM119 156H120V155H119ZM172 156H173V155H172ZM175 156H176V155H175ZM190 156H192V155H190ZM217 156H218V155H217ZM261 156H262V155H261ZM114 157H115V155H114ZM116 157L118 158L117 161H120V158L118 157V155H117ZM120 157H121V156H120ZM187 157H188V156H187ZM228 157H229V156H228ZM98 158H100V157H98ZM117 158H116V159H117ZM130 158H131V157H130ZM136 158H137V157H136ZM138 158H139V157H138ZM145 158H146V157H145ZM180 158H181V157H180ZM214 158H215V156H214ZM214 158H212V159L214 160ZM222 158H223V157H222ZM229 158H230V157H229ZM229 158H228V159H229ZM238 158H239V157H238ZM53 159H54V158H53ZM139 159H140V158H139ZM143 159H144V157H143ZM143 159H142V163H143ZM177 159H178V158H177ZM212 159H211V161H212ZM225 159H226V158H225ZM57 160H58V159H57ZM61 160H62V159H61ZM100 160H102V158H101ZM107 160H108V159H107ZM107 160H105V162H106ZM121 160H122V159H121ZM137 160H138V159H137ZM140 160H141V159H140ZM174 160H175V159H174ZM223 160H224V159H223ZM230 160H231V159H230ZM230 160H228V161H230ZM53 161H54V160H53ZM218 161H219V160H218ZM58 162H59V161H58ZM183 162H184V161H183ZM223 162H224V161H223ZM225 162H226V161H225ZM230 162H231V161H230ZM101 163H102V162H100V164H101ZM108 163H109V162H108ZM108 163H106L105 165H107ZM135 163H137V162H135ZM217 163H218V162H217ZM226 163H227V162H226ZM231 163H232V162H231ZM237 163H238V162H237ZM102 164L104 165V163H102ZM211 164H212V162H211ZM214 164H215V163H214ZM103 165H102V166H103ZM141 165H143V164H141ZM141 165H140V166H141ZM209 165H210V164H209ZM236 165H237V164H236ZM204 166H205V165H204ZM204 166H203V168H204ZM206 166H208V165H206ZM211 166H212V165H211ZM217 166H218V165H217ZM217 166H216V167H217ZM226 166H227V164H226ZM228 166H229V165H228ZM103 167H106V166H103ZM208 167H209V166H208ZM208 167H207V168H208ZM216 167H215V169H216ZM101 168H102V167H101ZM101 168H100V169H101ZM106 168H107V167H106ZM222 168H223V167H222ZM201 169H202V168H201ZM104 170H105V169H104ZM106 170H107V169H106ZM106 170H105V171H106ZM120 170H121V169H120ZM200 171H201V170H200ZM137 172H138V171H137ZM202 172H203V171H202ZM202 172H201V173H202ZM223 172H224V171H223ZM101 173H103V172H101ZM207 173H209V172H207ZM203 174H205V172H204ZM216 174H217V172L215 173V175H216ZM201 175H202V174H201ZM209 175H210V174H209ZM108 177H109V176H108ZM127 177H128V176H127ZM148 177H149V176H148ZM152 177H153V176H152ZM201 177L203 178L204 175L201 176ZM197 178H198V177H197ZM204 178H205V177H204ZM209 178H210V177H209ZM141 179H143V178H141ZM141 179H140V182H141ZM148 179H149V178H148ZM136 180H137V179H136ZM163 180H164V179H163ZM124 181H125V180H124ZM169 181H170V180H169ZM175 181H176V180H175ZM204 181H205V180H204ZM213 181H214V180H213ZM161 182H162V181H161ZM171 182H173L172 179H171ZM171 182L168 184V186H171V187H174V188L177 187L176 184H175L174 182H173V183H171ZM176 182H177V181H176ZM214 182H215V181H214ZM223 182H224V181H223ZM104 183H105V182H104ZM106 183H107V182H106ZM130 183H131V182H130ZM166 183H168V182H166ZM110 184H112V183H110ZM110 184H108V185H110ZM178 184H179V183H177V185H178ZM180 184H181V183H180ZM213 184H215V183H213ZM91 185H92L93 188H94V185H95V184H91ZM108 185H107V186H108ZM125 185H126V184H125ZM195 185H196V183H195ZM203 185H204V184H203ZM230 185H231V184H230ZM103 186H106V185H103ZM160 186H161V185H160ZM206 186H208V185H206ZM95 187H96V186H95ZM214 187H215V186H214ZM124 188H125V187H124ZM131 188H132V187H131ZM143 188H145V185H144ZM178 188H180V187H178ZM209 188H210V187H209ZM118 189H119V188H118ZM140 189H141V188H140ZM146 189L148 190V188H146ZM151 189H154V188H151ZM166 189H167V187H166ZM175 189H176V188H175ZM198 189H199V188H198ZM115 190H116V189H115ZM130 190H131V189L129 188L128 193L130 192ZM135 190H136V189H135ZM137 190H138V189H137ZM154 190H155V189H154ZM170 190H172V189H170ZM176 190H177V189H176ZM183 190H184V189H183ZM207 190H208V189H207ZM209 190H211V189H209ZM225 190H226V189H225ZM120 191H122V190H120ZM123 191H124V190H123ZM123 191H122V192H123ZM143 191H144V190H143ZM156 191H157V190H156ZM177 191H178V190H177ZM213 191H215V190H213ZM213 191H212V192H213ZM113 192H114V191H113ZM115 192H116V191H115ZM171 192H172V191H171ZM180 192H181V191H180ZM183 192H184V191H183ZM183 192H182V194H184ZM193 192H194V191H193ZM218 192H219V191H218ZM138 193H139V192H138ZM146 193H147V191H146ZM199 193H200V191H199ZM199 193H198V194H199ZM214 193H215V192H214ZM219 193H220V192H219ZM150 194H151V193H150ZM150 194H149V195H150ZM117 195H118V194H117ZM117 195H116V196H117ZM124 195H125V194H124ZM133 195L135 196V194H133ZM137 195H139V194H137ZM149 195H148V196H149ZM157 195H158V194H157ZM186 195H187V194H186ZM228 195H229V194H228ZM119 196H120V195H119ZM144 196H145V195H144ZM154 196H155V195H154ZM193 196H194V195H193ZM225 196H226V195H225ZM121 197H123L122 194H121ZM130 197H131V196H130ZM152 197H153V196H152ZM179 197H180V196H179ZM115 198H116V197H115ZM117 198H118V197H117ZM126 198H127V195L125 196V199H126ZM131 198H133V197H131ZM134 198H135V197H134ZM134 198H133V199H134ZM136 198H138V197H136ZM182 198H184V197H182ZM191 198H192V197H191ZM111 199H112V198H111ZM122 199H123V198H122ZM122 199H121V200H122ZM80 200H81V199H80ZM82 200H83V199H82ZM82 200H81V203H80V204H82ZM113 200H114V199H113ZM126 200H127V199H126ZM126 200H125V201H126ZM131 200H132V199H131ZM135 200H136V199H134V201H135ZM83 201H84V200H83ZM119 201H120V200H119ZM154 201H156V200H154ZM117 202H118V201H117ZM131 202H132V201H131ZM144 202H145V201H144ZM144 202H142V203H144ZM148 202H149V201H148ZM182 202H185V201H182ZM109 203H110V202H109ZM109 203H108V205H109ZM126 203H127V202H126ZM169 203H170V202H169ZM119 204H120V203H119ZM122 204H123V203H122ZM124 204H125V203H124ZM128 204H129V203H128ZM135 204H137V203H135ZM187 204H188V203H187ZM187 204H186V205H187ZM110 205H111V204H110ZM112 205H113V204H112ZM117 205H118V204H117ZM126 205H127V204H126ZM131 205H132V204H131ZM85 206H86V205H85ZM119 206H120V205H119ZM122 206H123V205H122ZM122 206H121V208H122ZM132 206H137V205H134V204H133ZM149 206H150V205H149ZM124 207H125V206H123V208H124ZM130 207H131V206H130ZM138 207H139V206H138ZM118 208H119V207H118ZM128 208H129V207H128ZM140 208H141V207H140ZM150 208H151V207H150ZM82 209H83V208H82ZM115 209H116V208H115ZM115 209H114V210H115ZM125 209H126V208H125ZM132 209H133V207H132ZM132 209H131V210H132ZM80 210H81V209H80ZM129 210H130V209H129ZM135 210H136V209H135ZM152 210H153V209H152ZM115 212H116V211H115ZM118 212H119V211H118ZM127 212H128V211H127ZM133 212H135V211L133 210ZM113 213H114V212H113ZM128 213H132V212L130 211V212H128ZM128 213H127V214H128ZM135 213H136V212H135ZM80 214H81V212H80ZM83 214H84V213H82L81 216H82V217H86V216L83 215ZM145 214H146V213H145ZM151 214H152V213H151ZM136 215H137V213H136ZM116 216H117V215H116ZM132 216H133V215H132ZM137 216H138V215H137ZM141 216H142V215H141ZM128 217H129V216H128ZM134 217H135V216H134ZM159 217H161V216H159ZM141 218H142V217H141ZM149 218H150V217H149ZM152 218H153V217H152ZM162 218H163V217H162ZM162 218H160V219H162ZM164 218H165V217H164ZM128 219H130V218H128ZM133 219H134V218H133ZM139 219H140V218H139ZM157 219H158V218H157ZM157 219H155V222H156ZM165 219H166V218H165ZM165 219H164V220H165ZM164 220H163V221H164ZM163 221H162V223H163ZM166 221H167V220H166ZM144 222H145V221H144ZM262 222H263V221H262ZM140 223H141V222H140ZM147 223H148V222H147ZM141 224H142V223H141ZM144 224H145V223H144ZM229 224H230V223H228V224H226V225H229ZM145 225H146V224H145ZM145 225H144V226H145ZM155 225H156V224H155ZM232 225H233V224H232ZM148 226H150V225H148ZM148 226H146V227H148ZM152 226H153V225H152ZM156 226H158V225H156ZM156 226H154V227H156ZM248 226H249V225H248ZM253 226H254V224H253ZM150 227H151V226H150ZM228 227H229V226H228ZM148 228H149V227H148ZM229 228H230V227H229ZM239 228H240V227H239ZM149 229H150V228H149ZM156 229H157V228H156ZM160 229H161V228H160ZM162 229H163V228H162ZM230 229H231V228H230ZM230 229H228L227 231H229ZM248 229H249V228H248ZM258 229H259V227H258ZM144 230H145V229H144ZM164 230H166V229H164ZM172 230L174 231L173 228H172ZM172 230H171V231H172ZM238 230H239V229H238ZM251 230H252V229H251ZM146 231H147V230H146ZM168 231H169V230H168ZM231 231H232V230H231ZM235 231H236V230H235ZM159 232H160V231H159ZM165 232H166V231H165ZM176 232H177V230H176ZM236 232H237V231H236ZM162 233H164V231H163V232H160V235L158 234L159 237H160L159 239H163L164 245L169 247V246H170V243H171V240H169L168 238L164 237V236H166L167 234H166V235H162ZM229 233H231V232L229 231ZM233 233H234V231H233ZM246 233H248V232H246ZM260 233H261V232H260ZM151 234H152V233H151ZM177 235H178V234H177ZM154 236H155V235H154ZM233 236H234V234H233ZM235 236H236V235H235ZM245 236H246V235H245ZM245 236H244V237H245ZM252 236H253V235H252ZM168 237H169V236H168ZM230 237H231V236H230ZM256 237H257V236H256ZM235 238H236V237H235ZM235 238H234V239H235ZM239 238H240V237H239ZM88 239H89V238H88ZM237 239H238V238H237ZM257 239H258V238H257ZM259 239H260V238H259ZM154 240H155V239H154ZM87 241H88V240H87ZM152 241H153V238H152ZM251 241H252V240H251ZM251 241H250V242H251ZM255 241H257V240H255ZM255 241H254V242H255ZM258 241H259V240H258ZM262 241H264V240H262ZM155 242H157V241H155ZM161 242H162V241H161ZM95 243H96V242H95ZM95 243H94L93 240H92L91 247H93V246L95 245ZM106 243H108V242H106ZM158 243H159V242H158ZM251 243H253V242H251ZM87 244H88V243H87ZM96 244H97V243H96ZM108 244H109V243H108ZM161 244H162V243H161ZM241 244H242V242H241ZM156 245H157V244H156ZM158 245H159V244H158ZM162 245H163V244H162ZM162 245H161V246H162ZM164 245H163V246H164ZM245 245H248V244H245ZM161 246H160V247H161ZM253 246H254V245H253ZM253 246H252V247H253ZM156 247H157V246H156ZM94 248L96 249L97 246L94 247ZM166 248H167V247H166ZM169 248H170V247H169ZM169 248H168V250H169ZM194 248H195V247H194ZM225 248H226V247H225ZM227 248H229V247L227 246ZM239 248H241V247H239ZM261 248H262V246H261ZM88 249H89V248H88ZM158 249H159V247H158ZM222 249H223V248H222ZM234 249H235V248H234ZM96 250H97V249H96ZM219 250H220V249H219ZM229 250H230V248H229ZM232 250H233V249H232ZM236 250H237V249H236ZM236 250H235V251H236ZM244 250H245V252H243L242 254L236 253L237 251H236V252H233V251L230 252V251H226V250H221V251H218V252L216 253V254H217L216 256H217V258H220V259H222L223 261H226V263L228 262V263L230 264V262H232V264H237V263H239L238 261L242 262L241 260H242L243 258H244V259L246 258V259L249 260V255L253 254V253H249V252H248L249 250H251V249H249V246H246V248H245ZM252 250H254V249H252ZM97 251H98V250H97ZM97 251H95V252H97ZM162 251H163V250H162ZM257 251H258V250H257ZM88 252H89V251H88ZM167 252H168V251H167ZM188 252H189V251H188ZM238 252H239V251H238ZM251 252H253V251H251ZM186 253H187V252H186ZM259 253H260V251L258 252V254H259ZM192 254H194V253H192ZM256 254H257V253H256ZM258 254H257V255H258ZM187 255H188V254H187ZM200 255H201V254H200ZM208 255H209V254H208ZM210 255H211V254H210ZM253 255H254V254H253ZM257 255H256V256H257ZM251 256H252V255H251ZM183 257H184V255H183ZM183 257H182V258H183ZM191 257H192V255L188 256V258H185V259L183 260L182 264H190V259H191ZM201 257H202V256H201ZM213 258H215V257H213ZM254 258H255V255H254ZM211 259H212V258H211ZM240 259H241V260H240ZM81 260H82V259H81ZM216 260H218V259H216ZM180 261H181V260H180ZM191 261H192V260H191ZM195 261H196V259H195ZM244 261H245V260H244ZM246 261H247V260H246ZM216 262H217V261H214V264H215ZM249 262H250V260H249ZM252 262H253V260H252ZM193 263H194V262H193ZM212 263H213V262H212ZM243 263H244V262H243ZM223 264H224V263H223ZM246 264H247V263H246Z\"/></svg>", "mask_w": 264, "mask_h": 264}]
</instances>
